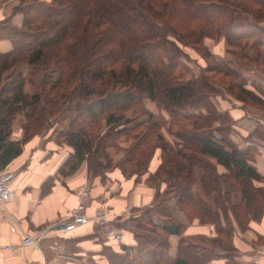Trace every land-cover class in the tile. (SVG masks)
<instances>
[{
    "label": "trees",
    "instance_id": "trees-1",
    "mask_svg": "<svg viewBox=\"0 0 264 264\" xmlns=\"http://www.w3.org/2000/svg\"><path fill=\"white\" fill-rule=\"evenodd\" d=\"M15 12L24 15L21 28L12 18L0 22V43L13 46L9 53L0 51V171L28 141L52 129V120L74 113L56 138L73 149L62 174L86 162L91 177L120 169L127 178L146 175L157 190L142 216L117 224L137 244L109 253L111 264H239L232 243L236 226L246 231L251 220L264 217V187L257 185L264 177L253 165L260 151L253 142L246 149L235 143L233 120L213 103L220 90L211 74L236 82L240 74L215 62L197 76L184 62L185 48H201L208 37L264 48V0H21ZM38 65L40 75L23 71ZM52 69L59 80L50 86ZM28 84L37 90L32 97ZM246 86L241 81L228 90L243 102L255 100ZM148 101L168 120L150 112ZM21 115L24 137L14 141L13 125ZM167 123L177 127L169 134L179 160L161 133ZM121 139L130 145L113 167L109 150L120 147ZM159 150L162 163L151 174ZM215 163L227 172L219 174ZM170 201L191 222L215 225L218 238L182 237L171 257L169 236H181L184 226Z\"/></svg>",
    "mask_w": 264,
    "mask_h": 264
},
{
    "label": "crops",
    "instance_id": "crops-1",
    "mask_svg": "<svg viewBox=\"0 0 264 264\" xmlns=\"http://www.w3.org/2000/svg\"><path fill=\"white\" fill-rule=\"evenodd\" d=\"M19 3L20 0H0V22L12 18L13 24L21 28L24 16L14 12ZM12 49L10 42L0 43L2 53ZM236 65L243 71L241 74L250 79L247 89L256 99L251 100V110L239 105L227 110L229 107L224 103L221 107L229 111L238 131L245 135L251 133L252 144L260 151L253 165L264 177V48L257 53L252 51L251 68L241 61ZM23 137V129L16 128L15 124L12 140L19 141ZM72 153L71 148L37 136L25 144L23 153L6 168L15 173L12 187L16 197L7 204L0 203V264H111L109 253L122 254L123 246H136L133 233L119 229L117 224L137 217L135 211L152 207L157 190L146 183L147 176L141 180L127 178L120 169L103 177H91L86 162L75 173L65 176L61 169ZM161 158L162 151H158L150 165L151 174L159 169ZM215 165L219 174L227 172L224 167ZM259 186L264 187V184ZM85 190L89 194L87 216L93 218L97 212H104L109 220L107 226L123 231L121 243L107 236V227L94 223L72 232L61 231L80 205ZM174 217L184 229L181 236H169V253L173 258L182 237L218 238L215 225L191 222L181 213ZM43 228H49L50 232L37 247L23 244L26 236L34 237ZM232 241L239 264H264V217L259 221L251 220L246 231L236 226Z\"/></svg>",
    "mask_w": 264,
    "mask_h": 264
},
{
    "label": "rangeland",
    "instance_id": "rangeland-1",
    "mask_svg": "<svg viewBox=\"0 0 264 264\" xmlns=\"http://www.w3.org/2000/svg\"><path fill=\"white\" fill-rule=\"evenodd\" d=\"M20 3H21V0H20ZM20 3H19V5H20ZM16 8H15V10H16ZM15 10H14V12H15ZM15 14H21V13L15 12ZM21 15H23V14H21ZM262 26L264 27V22L262 23ZM16 28H18V27H16ZM252 51L254 53H257V49L252 47L251 42H245L243 44V46H240V47L232 46L227 42V40L224 37H221V38H216V37L215 38H209L208 37L205 39L204 45L198 49L192 48L190 46L185 48V52L188 54V58L185 59L184 62L187 66H189L192 69L194 74L197 76L199 74H201L203 69L208 68V66H210V65L211 66L214 65L215 62L219 63L221 66H224V67H231V68H233V70H235L236 72H238L240 74V76H241L240 82H236L232 78L226 77V76L221 75L219 73L211 74V78H214L215 82L217 83L216 88L220 90V93H218L215 97H213V103L216 105L217 109L221 113H225V114L229 115L230 117H231V115H230L229 111H224L222 109V107H221L222 103H224L225 106H227L226 108L229 107V109H227V110L236 108L237 105L242 106L244 109H250L251 110V100L249 99V101H246V102L239 100L236 97L235 93H231L228 90V87L230 85H232V86H235V89H237L236 86L238 83H241V81H244V83L247 85L246 88L250 86V79L241 74V73H243V71L236 67L237 66L236 63L241 61L242 64H245L251 68V53H252ZM23 71L25 74L33 73L35 75H40L41 72H43V70L41 71V69H40V65H38V67H36L35 69H33V67L26 66L23 68ZM39 71H41V72H39ZM58 80H59L58 71L52 69L51 74L49 76V79L47 80V83H49L50 86L55 85L58 82ZM26 88H27L26 93L30 97L34 96L37 92L35 87L31 84H28L26 86ZM146 106H147V109L150 112H152L153 114L163 115L168 120L169 117L166 114V112H163V110H161L156 104L148 101L146 103ZM73 116H74V113L60 114L61 118H58L59 120H57V121H56V119L52 120V122H53L52 129H49L50 128L49 127L48 130H45L42 133V135L39 137L47 138L49 140H54L56 142V138H57L59 132L62 129L65 130L68 128V122L70 119L73 118ZM146 119H147L146 117H143L140 120H138V122H136V124H138L139 122L144 121ZM231 119L233 120L232 117H231ZM233 122H234V129L232 132V137H233L235 143L241 149H246L248 147H251V143H252L251 133H249L248 135L242 134L237 129V123L234 120H233ZM15 124H16V128H18V129L22 128L23 129V126L26 124L25 116L24 115L19 116L16 119V121L14 122V125ZM101 125H102L101 128L104 129L105 126L103 124H101ZM162 127H163V130H161V133L164 135L167 142L169 143V147L173 148V150L171 152L172 155L174 156L175 159L179 160L180 158H177L175 156V153H176L175 139H174V137H172L169 134V131L171 132V130L176 131L177 127H171L170 123H167L166 125H163ZM23 133H24V131H23ZM104 133H105V131H103L102 134H104ZM124 141H126V139H121L119 141V143L121 145L120 147H118L116 149L112 148L109 150V152L112 156V161H113L112 166L113 167H115V165L118 162H120L126 156V150L125 149L128 148L130 144L129 143L126 144V143H124ZM63 146L65 148H69L65 144H63ZM159 151H161V150H159ZM161 163H162V158H161ZM144 177H146V175ZM163 181H164V179H162V182ZM257 185L259 186L260 184H257ZM196 190L197 189H195V191ZM166 198L167 197L165 196V193H163L161 196V199H166ZM169 204H170V208L172 209V212L174 215L175 214L178 215L179 213L184 214L177 208L174 201H170ZM143 214H144V210H141L139 212H136L135 216H137L136 218H139ZM195 221H199V220H195ZM234 256H236V255L234 254Z\"/></svg>",
    "mask_w": 264,
    "mask_h": 264
},
{
    "label": "built area",
    "instance_id": "built-area-1",
    "mask_svg": "<svg viewBox=\"0 0 264 264\" xmlns=\"http://www.w3.org/2000/svg\"><path fill=\"white\" fill-rule=\"evenodd\" d=\"M15 178V173L7 169L0 171V203L7 204L14 200L16 192L12 187V182ZM88 190H85L81 196V203L71 215V218L65 223L61 231L72 232L81 226H86L90 223L107 227V236L117 243L123 240V231L114 227L107 226L109 220L104 212H97L93 218L87 216ZM49 228H43L36 233V236H26L23 240L25 246L37 247L39 243L49 234Z\"/></svg>",
    "mask_w": 264,
    "mask_h": 264
},
{
    "label": "water",
    "instance_id": "water-1",
    "mask_svg": "<svg viewBox=\"0 0 264 264\" xmlns=\"http://www.w3.org/2000/svg\"><path fill=\"white\" fill-rule=\"evenodd\" d=\"M64 227V226H63ZM63 227H62V229H63Z\"/></svg>",
    "mask_w": 264,
    "mask_h": 264
}]
</instances>
